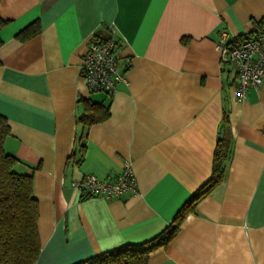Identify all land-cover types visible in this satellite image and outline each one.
I'll list each match as a JSON object with an SVG mask.
<instances>
[{"label": "crops", "instance_id": "1", "mask_svg": "<svg viewBox=\"0 0 264 264\" xmlns=\"http://www.w3.org/2000/svg\"><path fill=\"white\" fill-rule=\"evenodd\" d=\"M0 19L3 150L33 175L35 264H76L160 234L211 177L225 114L223 181L147 264H264V84L235 102L216 49L221 31L264 29V0H0ZM36 21L38 35L16 38ZM94 37L116 43L125 81L110 96L81 76ZM85 101L109 105V118L83 128ZM125 161L135 193L106 200L72 187L86 175L115 180Z\"/></svg>", "mask_w": 264, "mask_h": 264}, {"label": "trees", "instance_id": "2", "mask_svg": "<svg viewBox=\"0 0 264 264\" xmlns=\"http://www.w3.org/2000/svg\"><path fill=\"white\" fill-rule=\"evenodd\" d=\"M5 25L6 22L0 19V31ZM39 32L40 25L36 21L20 31L16 38L26 41ZM83 105V113L79 118L83 128L109 118V105L90 101H85ZM228 124V116L225 114L216 141L211 177L184 203L171 225L143 244L123 245L76 264H147L151 252L165 248L175 238L187 216L195 212L198 202L223 181L231 154L232 136ZM9 134L7 120L0 115V264H35L41 245L37 228L39 208L33 196V175L17 172L15 168L19 161L4 152L3 145ZM82 138L81 151L84 149Z\"/></svg>", "mask_w": 264, "mask_h": 264}, {"label": "built area", "instance_id": "3", "mask_svg": "<svg viewBox=\"0 0 264 264\" xmlns=\"http://www.w3.org/2000/svg\"><path fill=\"white\" fill-rule=\"evenodd\" d=\"M112 35L113 28H109ZM113 38L94 37L82 59L81 76L90 92L112 95L119 82L125 81L117 70L118 57ZM219 55V69L233 75L234 99L241 103L252 89L264 84V29L256 36L242 38L221 31L216 43ZM83 197H99L106 200L120 198L125 193H135L137 180L131 163L125 161L120 175L115 180L99 179L86 175L72 183Z\"/></svg>", "mask_w": 264, "mask_h": 264}]
</instances>
